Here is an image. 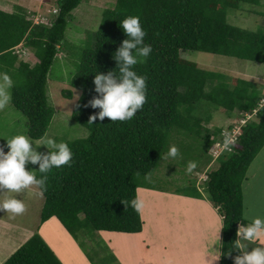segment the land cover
<instances>
[{
	"label": "trees",
	"instance_id": "trees-1",
	"mask_svg": "<svg viewBox=\"0 0 264 264\" xmlns=\"http://www.w3.org/2000/svg\"><path fill=\"white\" fill-rule=\"evenodd\" d=\"M83 2L57 0L58 13L49 26L35 24L22 7H16L14 13L0 10V72L18 79L12 103L27 117L28 135L35 141L47 135L55 116L49 103V76L73 12ZM243 5L264 6L263 0H117L114 9L104 12L95 45L81 55L72 80V87L82 92L73 118L91 135L67 143L73 152L70 165L36 176H48L47 190L38 186L45 199L41 225L57 218L76 241L84 233L99 249L101 243L94 233H143L141 209L136 211L127 203L139 197L140 188H146L138 178L154 175L176 131L193 136L199 146L203 141L216 144L209 130L203 134L202 121L195 115L198 109L212 106L230 116L255 115L257 121L242 127L232 154L219 160L218 169L208 174L202 188L181 195L198 200L209 195L223 219L220 264H235V258L244 254L237 247V231L247 225L242 186L249 166L264 148V85L228 80L223 74L184 60L182 53L200 52L264 64V28L254 32L228 21V12L239 11ZM128 16L140 17L147 33L145 43L152 47L146 62L131 66L146 77V102L131 120L105 117L90 122V117L100 111L89 103L100 97L95 91V75L111 72L117 79L121 76L115 54L129 39L120 26ZM26 50L37 59L34 66L23 60ZM132 51L137 54L136 49ZM215 134L220 135L221 130ZM86 256L97 264L88 251ZM4 264L62 263L36 233Z\"/></svg>",
	"mask_w": 264,
	"mask_h": 264
},
{
	"label": "rangeland",
	"instance_id": "rangeland-1",
	"mask_svg": "<svg viewBox=\"0 0 264 264\" xmlns=\"http://www.w3.org/2000/svg\"><path fill=\"white\" fill-rule=\"evenodd\" d=\"M56 4L57 0H39V2L33 0H0V10L14 13L16 6H24L22 8L35 24L36 21L42 22L43 19L49 20L52 23L57 16L55 14V11H58ZM116 4L117 0H84L80 7L73 12V19L69 21L63 47L50 72L48 81L49 103L55 110V116L45 137H50L56 140L57 143L86 140L91 135L87 128L78 124L73 118L74 111L81 100L82 92L72 87V80L78 71L81 55L85 50L91 49L95 45L96 34L101 27L104 12L109 9H114ZM39 17L40 20L38 19ZM228 21L235 27L255 32L260 28H264V6L253 7L243 5L239 11L230 10L228 12ZM182 58L186 61L197 63L207 71L223 74L228 80L244 79L255 82L259 86L264 85V64L200 52L182 53ZM23 60L32 66L37 63V59L30 50H26V54L23 55ZM12 80L14 83H17L18 79L12 78ZM13 87L8 89L11 94V101L3 109H0V147L4 148L5 153L9 151L6 147L7 139L18 134L29 137L27 129L28 119L12 103ZM195 115L202 121L201 124L204 127L203 134L209 130L212 135V140L217 141V144L209 145L203 141L200 142L201 147L196 144L197 139L193 136L176 131L172 135L169 147L175 145L179 150V156L177 158H169L164 155L160 167L153 176L138 178L140 185L146 187L140 189L152 188L155 189L152 191L161 193V196H163L162 194L172 193H179L177 195L194 193L197 187L202 188L206 183L208 174L218 169L219 160L222 158L226 159V157L232 154L229 149L225 151V141L235 139V134L230 129L236 127V134H238L240 127L243 125V119L247 115L240 116L239 113H235L233 116H230L224 110H216L212 106H205L198 109ZM248 116H250L248 117V122L257 121L255 116L251 114ZM217 130H221V134L218 136L215 134ZM30 140L33 150L42 158L49 155L52 151H56V149L50 148L45 143H38L39 141L31 138ZM218 143L223 147L220 148ZM190 162H194L195 167L189 171L188 166ZM25 168L29 172H34L36 176L41 174L39 163L32 164L28 162ZM29 188L39 189L36 185H31ZM242 190L244 212L247 219L251 221L253 217L264 216V148L249 166ZM8 191V189L0 187V197L2 198L6 192L9 194ZM39 193L42 195L41 191ZM139 197L143 201L142 210L145 224L147 225L146 239L150 238L151 235L159 237L156 240V251H159L161 242L167 240L169 243L166 257L160 256L161 254L157 252V257L153 264H164L163 262H166V264H201L203 258L197 260L195 254H187L186 251H181L185 242H180V238H186L183 236L181 230L184 224H180V220H174L176 215L167 217V211L170 207L165 209L163 204L158 206L153 205L150 199L146 198L148 197L146 192L141 193ZM13 198L21 200L25 204L24 213L17 216L11 213L10 216L4 215L2 218L6 219L8 223L24 220L25 224H27L26 226L38 229L44 207L43 195L32 197L31 195H27L26 189H23L19 193H13ZM202 200L215 209L207 193ZM2 203L3 201H0V204ZM172 208L177 210L175 206H172ZM192 209L194 208L189 207L185 209L188 216L191 215L189 212ZM207 220L208 217H205V221ZM191 221L196 225L194 218ZM210 221H213V219L209 218V224ZM186 222L190 223L189 220ZM175 226L178 227L177 233L174 232ZM207 229L205 227V231ZM50 230H52V235L49 233ZM50 230L49 232L46 231V234L51 238L55 247L61 251L60 254L63 255L62 259L65 262L71 256L72 245L66 249L67 244L75 242L77 249L85 256L89 264L92 263L86 256V251L92 255L97 264H122L100 232L93 234L97 242L101 243L102 248L99 249V246H95L96 244L87 239L84 233L80 234L79 240L76 241L71 235L68 238L56 226H51ZM176 235L178 236L177 238ZM211 238L212 240L209 241L215 243L212 234ZM47 245L52 250L51 245L49 243ZM149 245L151 247V243ZM191 246L194 245H187L185 250ZM243 248H246L247 252L251 250L248 243ZM104 258L107 260L104 261Z\"/></svg>",
	"mask_w": 264,
	"mask_h": 264
},
{
	"label": "clouds",
	"instance_id": "clouds-1",
	"mask_svg": "<svg viewBox=\"0 0 264 264\" xmlns=\"http://www.w3.org/2000/svg\"><path fill=\"white\" fill-rule=\"evenodd\" d=\"M57 13L58 11H55V14ZM120 26L129 37L123 41L122 46L115 54V59L120 65L121 76L117 79L111 72L107 75H95V91L100 94V97L94 98L89 103L92 108H99L100 111L90 117V122L97 118L103 121L105 117L112 121L131 120L138 110L143 108L147 99L146 77L131 70V66L146 62L152 52L151 45L145 43L147 33L142 28L139 16L124 18L120 22ZM140 45L142 47H138ZM133 49L137 50L136 55L133 54ZM13 84L12 78L6 72H0V109H3L11 101V94L8 89H11ZM248 115L250 114H247V117L243 119L246 121L243 126L248 123V117H250ZM233 129L234 127L230 130ZM38 143H45L56 151H52L42 158L33 150L30 137L23 134L7 139L6 147L9 149L7 153L3 147H0V187L13 193H19L31 185H36L46 191L48 176L45 175L43 178L37 179L34 172L26 170V163H39L41 173H48L52 168L71 164L73 152L67 143H57L50 137H44ZM230 143V140H226L225 148H228ZM232 145L231 152L233 151ZM165 155L169 158H177L179 150L175 145H171ZM193 167H195V163L190 162L188 170L190 171ZM127 203L136 211L143 207V201L139 197L133 198ZM0 209L7 210L17 216L24 213L25 204L21 200L9 198L0 204ZM237 236H242L247 241L264 238V216L253 217L247 227L238 229ZM237 247L243 248L245 246L237 242ZM235 264H264V247H255L250 252H244L242 256L235 258Z\"/></svg>",
	"mask_w": 264,
	"mask_h": 264
},
{
	"label": "crops",
	"instance_id": "crops-1",
	"mask_svg": "<svg viewBox=\"0 0 264 264\" xmlns=\"http://www.w3.org/2000/svg\"><path fill=\"white\" fill-rule=\"evenodd\" d=\"M33 1L39 2V0ZM23 52L24 54H26V51ZM36 187L38 188V186ZM26 190L27 195H31L32 197H39L43 195H40V189L36 190L34 188H27ZM143 192H146L148 196L146 198H149L153 205L158 206L163 204V207L165 209L170 207V209L167 211V217L176 215L174 217V220H180V224H184V226L181 227V230L183 236L186 238H180V242H185L183 249H180L182 252L186 251L187 254H195V258L197 260L203 258L201 264H220L223 219L219 215L217 210L213 209L211 205L203 202V200L190 198L184 195H177L176 193L162 194L163 196H161V193L156 191L139 189V196L141 195V193L143 194ZM8 193L9 194H7L6 192L4 193L2 198L0 197L1 202L6 199L13 198V192L9 190ZM149 195H151V197H149ZM172 206H175L177 210L173 209ZM189 207L194 208L191 212H189V214H191L190 216H188L185 212V209H188ZM141 213L143 221L145 223L142 209ZM4 215L10 216L11 213L3 209L2 211H0V264H4L5 262H7V260H9L24 244H26L35 235V233H38L46 243L48 242L51 245L50 247L57 254L55 255L61 260L62 263L89 264L85 256L82 255V253L77 249L75 242L68 243L66 247L67 249L72 245L70 258L66 262L62 259L63 255L60 254L61 251L55 247V245L52 243L51 238L46 234V231L49 232L51 226H56L63 234L68 236V238L70 237V234L66 231L64 226L57 218H52L42 225L40 219V225L38 229H34L30 226H26L27 224H25L24 220H21V223L17 221L14 223H8L6 219L2 218L4 217ZM205 217H208V220L209 218H212L213 221H210L209 224L208 220L205 221ZM193 218L196 220V225H194L191 221V219ZM244 219L247 222V225L239 226V228L247 227L251 222L245 216V212ZM188 220L190 221V223L186 222ZM176 226L174 227L175 233H177L178 228ZM205 227L208 228L207 231H205ZM171 229H173V227H171ZM146 232L147 225L145 224L144 231L141 234H122L112 232H100V234L105 238L107 243L110 245V248L116 254L117 258L120 259L122 264H153L155 258L157 257V252L161 254L160 256L166 257L168 253L169 243L167 242V240L161 242L159 251H156V240L159 237L156 235H151L150 238L146 239ZM49 233H51L52 235V230H50ZM211 234L213 235L215 243L213 241H209L212 240ZM177 237L178 236L176 235V238ZM238 238L239 242L244 246H246L248 243L251 247V250L255 247H264V238L255 241L244 240L242 236H238ZM59 241L61 240L59 239ZM149 243H151V247ZM191 244H193L194 246H191L190 248H187V250H185L186 246ZM242 250H244L243 252H245L246 248H243ZM163 263L166 264V262Z\"/></svg>",
	"mask_w": 264,
	"mask_h": 264
},
{
	"label": "built area",
	"instance_id": "built-area-1",
	"mask_svg": "<svg viewBox=\"0 0 264 264\" xmlns=\"http://www.w3.org/2000/svg\"><path fill=\"white\" fill-rule=\"evenodd\" d=\"M39 19V18H38ZM40 20V19H39ZM41 21H36V24H45V25H51V23H50V21L49 20H46V19H43L42 20V22L40 23ZM246 123V121H244L243 122V125ZM242 125V126H243ZM241 126V127H242ZM241 127H240V130H239V133L238 134H236V130H235V128L233 129V132H234V134H235V139H233V140H231V143L229 144V148H226L225 150H227V149H229L230 151H231V145L232 144H234V143H236L237 142V139H238V136H240L241 135ZM218 145L220 146V148L221 147H223L222 145H220V143H218Z\"/></svg>",
	"mask_w": 264,
	"mask_h": 264
}]
</instances>
